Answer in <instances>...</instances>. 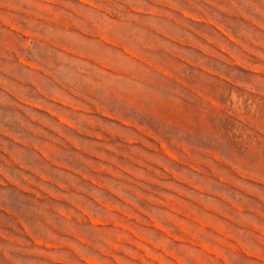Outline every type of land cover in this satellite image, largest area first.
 Wrapping results in <instances>:
<instances>
[{"label":"rangeland","instance_id":"rangeland-1","mask_svg":"<svg viewBox=\"0 0 264 264\" xmlns=\"http://www.w3.org/2000/svg\"><path fill=\"white\" fill-rule=\"evenodd\" d=\"M0 264H264V0H0Z\"/></svg>","mask_w":264,"mask_h":264}]
</instances>
